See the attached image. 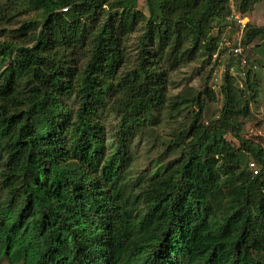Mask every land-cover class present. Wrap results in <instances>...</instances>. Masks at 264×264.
<instances>
[{"label": "trees", "instance_id": "1", "mask_svg": "<svg viewBox=\"0 0 264 264\" xmlns=\"http://www.w3.org/2000/svg\"><path fill=\"white\" fill-rule=\"evenodd\" d=\"M22 1L39 17L6 28ZM140 1L0 2V264H264V148L243 135L256 72L167 93L170 69L212 58L214 23L264 0ZM257 36L264 22L242 43ZM166 106L186 115L179 155L132 188L131 140ZM100 108L117 116L111 141Z\"/></svg>", "mask_w": 264, "mask_h": 264}, {"label": "rangeland", "instance_id": "2", "mask_svg": "<svg viewBox=\"0 0 264 264\" xmlns=\"http://www.w3.org/2000/svg\"><path fill=\"white\" fill-rule=\"evenodd\" d=\"M1 1L3 0H0V2ZM22 2L21 8L16 11V14L12 18L13 21L11 23H6L8 24L6 28H17L22 20L38 16V11H26L29 10V8L26 7L24 1ZM139 9L147 12L143 0L139 2ZM18 12L20 13L18 14ZM239 18H241L239 13L234 10L228 16L226 22L220 24L217 22L214 23L210 33L217 37V47L212 58L197 57L186 64L179 65L175 69H170L167 93L168 98H171L179 93L186 85L200 88L210 71L208 82L211 87L218 91L226 71L239 77H245L244 72L252 68L257 74L261 95L258 101L252 104V115L245 121L243 135L261 144L264 148V37L257 36L247 44L242 43L246 57L249 60V63L246 64H241L238 59L232 56L228 49L224 47L227 40L231 42L236 39L243 41L247 33L250 32L253 27H259L263 24L264 1L258 3L251 13H247L246 16L241 18L243 23H239ZM244 23H246V25L248 24L247 28L242 26ZM3 28V26L0 27V29ZM10 30L11 29H6L4 33L0 30V40H4V38L10 39L11 37L8 36ZM136 40L137 37L134 36L131 41L132 44H135ZM216 51H221V53L215 56L214 54ZM132 57H135L134 52L132 53ZM85 59L86 56L82 54L78 62H84ZM125 65L129 64L127 63ZM218 97V101L207 104V112L211 115L210 118H217L219 115V111L222 107V100L219 94ZM70 106L72 105L70 104ZM184 114L185 112L181 115L171 117L169 108L166 106L163 107L158 114V118H160L159 123L151 126L147 125L142 129H138L140 133H138L130 143L131 155L129 166L124 172V179L130 187L139 190L153 170L161 166L164 167L166 163L173 161L179 155V151L174 149V147L170 148L169 143L173 138L172 134H174L181 123L185 121L186 115ZM98 119L105 126L107 138L111 141L113 139L112 136H114L117 130L118 120L116 114L108 109L104 111L100 108ZM225 135L233 145L239 146V141L231 131H228ZM245 160L248 162L254 160V158L249 155L246 156L245 154L244 161ZM256 163L260 169L261 165L258 161H256ZM139 179L141 180L139 181ZM138 181L140 183H138Z\"/></svg>", "mask_w": 264, "mask_h": 264}, {"label": "built area", "instance_id": "3", "mask_svg": "<svg viewBox=\"0 0 264 264\" xmlns=\"http://www.w3.org/2000/svg\"><path fill=\"white\" fill-rule=\"evenodd\" d=\"M66 8H64L65 10ZM240 17L243 18L244 16H242L240 13H239ZM239 18V23H243L242 19ZM242 26L246 27V23L242 24ZM224 47L226 49H228L229 53L234 56L235 58L238 59V61L241 63V64H246L247 63V57H246V54L244 52V47L242 45V41L241 40H233L232 42L227 40L224 44ZM223 48V49H225ZM221 49V50H223ZM221 53V51H216L215 52V56H218L219 54ZM248 167L249 169L254 173V174H257L258 171H259V167H258V164L256 163V161L254 160H250L248 162Z\"/></svg>", "mask_w": 264, "mask_h": 264}]
</instances>
